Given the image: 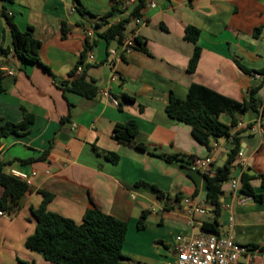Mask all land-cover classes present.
<instances>
[{"label": "crops", "instance_id": "obj_1", "mask_svg": "<svg viewBox=\"0 0 264 264\" xmlns=\"http://www.w3.org/2000/svg\"><path fill=\"white\" fill-rule=\"evenodd\" d=\"M79 2L0 0V46L12 48L4 10L21 31H30L41 42L40 59L48 68L23 62L13 53L0 57V69L8 80L7 90L0 93V124L21 122L23 108L34 116L27 134L0 138V163L7 173L36 172L30 192L20 199L15 212L0 216V264H54L26 246L37 230L32 210L42 204L43 191L53 195L48 211L77 224L93 203L127 221L125 264H165L173 257L177 235L197 234L204 222L213 220L205 175L191 171L188 161L213 155L217 164L221 154L229 156L230 143L220 138L213 141L218 147L209 152L193 137L189 125L168 116L166 106L171 95L186 99L192 84L238 102L248 99L263 80L255 76L264 67V0H146L140 25L133 15L138 4L126 10L120 0ZM125 20L126 36L135 34L141 48L122 56L120 43L108 42L97 28ZM188 27L200 30L201 58L194 72L188 71L195 51V44L185 39ZM90 30H94L92 38L87 36ZM87 41H93L94 59L86 60L82 72L98 87L95 98L65 90L78 77L71 76V71ZM255 97L260 113H240L232 129L242 134L244 150L243 166L235 165L232 179L247 171L264 175V128L260 132L248 129L264 113V85ZM222 120L230 122L226 115ZM130 121L136 123V143L144 149L113 138L115 125ZM109 152L119 155L116 164L107 158ZM251 186L261 195L260 201L252 197L243 201L231 182L223 185L220 234L230 231L252 251L253 264H264V251L249 247L264 245L262 178L253 179ZM3 192L0 186V198ZM191 204L206 206L209 213L190 216ZM144 210L148 211L147 227L139 230L137 222Z\"/></svg>", "mask_w": 264, "mask_h": 264}, {"label": "trees", "instance_id": "obj_2", "mask_svg": "<svg viewBox=\"0 0 264 264\" xmlns=\"http://www.w3.org/2000/svg\"><path fill=\"white\" fill-rule=\"evenodd\" d=\"M74 1L80 3L79 0ZM145 3L146 0H139L133 12L134 16H139ZM115 9L114 7L113 11ZM78 10L84 13L80 8ZM2 14L11 31L12 48L0 46V57H7L13 53L23 62L38 64L48 70L40 59L41 42L34 38L30 31H21L15 24L13 17L4 10ZM126 24V20L121 21L111 25L103 33L98 34L108 42L116 40L121 44L126 36ZM258 32L259 30H257ZM199 36V29L194 27L187 28L185 39L195 44L194 54L189 61V72H194L197 69L201 58L202 49L197 44ZM135 43L136 47L140 49L141 42L138 37H136ZM89 49L90 44L87 41L78 64L71 71V76L76 75L80 66H87L86 58ZM240 66L245 72L251 73L250 70L242 65ZM256 73L262 75L263 80L250 91L248 99L243 102L223 96L203 85L192 84L186 99L171 95L166 106L168 116L189 125L193 137L205 145L209 152L214 149L213 141L216 142L220 138H227L233 144V147L229 149V156L225 164L216 168L214 176L205 175L206 201L211 207L213 220L204 222L201 226L202 231L214 234L220 233L219 217L221 215L223 185L232 179L236 156L242 148L243 140L242 134L240 132L233 133L232 129L238 125V115L240 113H246L251 110L260 113V102L255 95L264 85V67ZM7 86L8 80L0 69V93L5 92ZM65 90L72 91L86 98H95L98 95V87L94 83L87 81L85 72L76 77ZM124 100L132 101L127 96H124ZM22 110L23 120L21 122H4L0 124V138H7L10 135L22 136L30 131L34 123V116L26 109L23 108ZM223 115L230 118L229 124L222 120ZM260 115L264 118V113ZM252 126L253 124H250L248 128ZM137 134L138 127L134 121H130L127 124H116L113 130V138L117 142L126 145H136L138 148L144 149L145 146L143 144L136 143ZM107 158L113 164L119 161V155L116 153H107ZM167 159L171 161L177 158L168 157ZM258 177L262 178L264 186V175L251 174L248 171L243 172L240 191L243 195L260 201L262 199L261 195L256 194L251 186V181ZM0 186L4 189L0 198V212L12 215L18 208L20 199L30 192V185L5 172L4 164L0 163ZM42 194L44 197L42 204L38 209L32 210L37 221V230L26 241V246L29 250L41 253L47 261L54 264H125L124 260L126 257L123 254V244L129 228L127 221L104 213L93 203L92 207L86 210L83 222L77 224L72 219L48 211L47 205L52 200L53 195L45 191ZM159 196L162 198L163 194L160 193ZM147 216L148 211L144 210L137 222L139 230H144L147 227ZM249 247L253 250L260 249L264 251V245L260 248L257 246Z\"/></svg>", "mask_w": 264, "mask_h": 264}, {"label": "built area", "instance_id": "obj_3", "mask_svg": "<svg viewBox=\"0 0 264 264\" xmlns=\"http://www.w3.org/2000/svg\"><path fill=\"white\" fill-rule=\"evenodd\" d=\"M139 0H120V4L123 9H129L137 5ZM156 5L155 1H151L150 6L154 7ZM75 11V8H72ZM134 21L137 25L143 24L144 20L142 17L135 16ZM94 30L87 32V36L92 38ZM136 35L130 33L127 35L122 43L120 44V53L125 56L131 53L136 48L135 43ZM90 49L86 60H93V41L89 43ZM112 54H118L116 50H111ZM83 66H80L76 72V75H81L83 71ZM9 75L13 74L11 71H7ZM258 79H263V76L256 74ZM108 98L116 106L119 105V101L106 93ZM264 128V120L260 115L258 120L253 124L251 128H248L250 132H260ZM218 147L217 143L213 144V148ZM244 156V151L240 150L236 156V164L243 166L241 162ZM189 168L191 171H200L204 175L214 176L216 170V159L213 155H209L205 158H192L189 163ZM243 173V172H242ZM10 174L19 180L31 185V177L36 175V172H31L27 174L25 172H20L17 170H11ZM242 175V174H241ZM241 175L237 178L231 180V187L235 193H241ZM251 197L243 195V201L250 199ZM189 203V199L185 200ZM209 205V204H208ZM189 215L194 216L196 214L206 215L209 210L206 206L191 204L188 209ZM6 215L4 212H0V216ZM232 221V219L230 220ZM173 257L165 264H253L252 251L245 245L238 243L234 236L228 232L222 234H214L206 231H201L197 234L186 236L183 234L177 235L173 244Z\"/></svg>", "mask_w": 264, "mask_h": 264}, {"label": "water", "instance_id": "obj_4", "mask_svg": "<svg viewBox=\"0 0 264 264\" xmlns=\"http://www.w3.org/2000/svg\"><path fill=\"white\" fill-rule=\"evenodd\" d=\"M107 28H108V25H105V26H103V27H99V28H97V31L101 33V32H104ZM227 147H228L229 149H231V148L233 147V144H232V143H229V144L227 145ZM243 151H244V150H243ZM227 159H228V154H221V155L219 156V162H217L216 167H222V166L225 164V162H226ZM221 196H223V193H222Z\"/></svg>", "mask_w": 264, "mask_h": 264}, {"label": "rangeland", "instance_id": "obj_5", "mask_svg": "<svg viewBox=\"0 0 264 264\" xmlns=\"http://www.w3.org/2000/svg\"><path fill=\"white\" fill-rule=\"evenodd\" d=\"M229 182H231V180Z\"/></svg>", "mask_w": 264, "mask_h": 264}]
</instances>
